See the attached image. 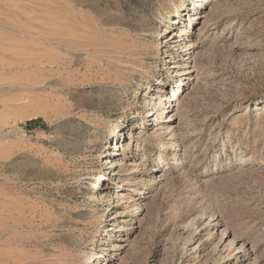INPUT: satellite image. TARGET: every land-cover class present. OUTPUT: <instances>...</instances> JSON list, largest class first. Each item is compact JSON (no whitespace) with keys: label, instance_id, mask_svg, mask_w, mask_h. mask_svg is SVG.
Listing matches in <instances>:
<instances>
[{"label":"rangeland","instance_id":"obj_1","mask_svg":"<svg viewBox=\"0 0 264 264\" xmlns=\"http://www.w3.org/2000/svg\"><path fill=\"white\" fill-rule=\"evenodd\" d=\"M0 264H264V0H0Z\"/></svg>","mask_w":264,"mask_h":264},{"label":"bare ground","instance_id":"obj_2","mask_svg":"<svg viewBox=\"0 0 264 264\" xmlns=\"http://www.w3.org/2000/svg\"><path fill=\"white\" fill-rule=\"evenodd\" d=\"M191 13H189V15H190ZM173 32H171L169 35H173L172 34ZM125 64V63H124ZM127 67V66H126ZM89 71V70H88ZM100 72V71H99ZM124 74V73H123ZM117 76V75H116ZM117 77H119V76H117ZM159 90V93H168V94H161V95H158V96H155V99L156 98H158L159 99V103H156V102H153V101H151L150 102V105H155V108L157 107V106H160V107H163L162 109H161V111L162 112H165V111H167V107H169V109L171 108V101H172V94L170 93V92H168V90H165V92H162L163 91V89L161 88H159L158 89ZM175 91V88L173 89V92ZM176 93V92H175ZM154 99V98H153ZM150 107V106H149ZM153 113V109H151V110H148V112H147V114L148 115H151ZM168 118V117H167ZM153 125V124H152ZM164 125H161V124H157V125H155V126H153V128L154 129H158V128H162ZM146 127H143V129H145ZM163 129V128H162ZM163 130H165V129H163ZM170 130V127L169 128H167V131H169ZM170 135H172V133L170 134ZM173 137V136H172ZM171 144H173V145H171ZM119 146V144L117 143L116 144V147H118ZM124 144H123V148H124ZM171 146H173V147H176L175 148V151H177L178 149H179V153L178 154H174L173 156V158L172 159H170V160H168L169 162L171 161H173V160H175V162H176V166H182L180 169H178L177 168V170H183V168H184V165H185V162H184V158H182L183 156L180 154V152H181V149L179 148L180 147V145H179V143H178V141L175 139V138H170V140H168V142H165V143H162L161 144V147H162V150H165V149H167V148H171ZM104 153H106V152H104ZM178 157V158H177ZM106 159V161H107V163L109 164V165H111V164H114V161H112V159L110 158H105ZM160 162H162V159L161 158H159V163H158V166L160 165ZM118 163V162H117ZM175 166V167H176ZM159 171V170H158ZM159 173H160V171H159ZM103 174H101V175H99V176H97L96 177V179H97V181L98 180H100L101 178H103ZM98 182H96L95 183V185L97 184ZM92 192H93V194H100V192L98 193V192H94V190H91ZM120 191H117L116 192V194L118 195V193H119ZM121 193V192H120ZM98 197V196H97ZM93 198H95V196H93ZM99 198V197H98ZM234 243H235V240H234ZM233 244V243H232ZM95 256H96V254L95 253H92L91 254V257L92 258H95ZM91 258V259H92Z\"/></svg>","mask_w":264,"mask_h":264}]
</instances>
